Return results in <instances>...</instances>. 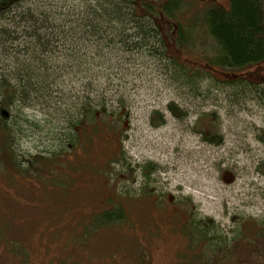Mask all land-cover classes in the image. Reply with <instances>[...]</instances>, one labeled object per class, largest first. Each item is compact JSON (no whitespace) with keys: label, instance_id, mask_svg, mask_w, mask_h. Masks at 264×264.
I'll use <instances>...</instances> for the list:
<instances>
[{"label":"rangeland","instance_id":"1","mask_svg":"<svg viewBox=\"0 0 264 264\" xmlns=\"http://www.w3.org/2000/svg\"><path fill=\"white\" fill-rule=\"evenodd\" d=\"M185 7L180 16L185 26L202 23L198 19L202 10ZM97 9V0H28L16 9L15 17L13 12L0 16L1 29L14 31L1 40L12 42L16 51L0 54V71L25 67L29 78L24 101L11 120L15 128L11 152L18 166L24 168L25 160L37 152L65 154L75 136L76 108L87 103L112 119L119 117L125 155L124 164L110 165L118 179L109 183L103 162L114 160L119 142L99 128L94 136L89 125L90 134H79L75 142L78 155L60 158L75 168L70 167L73 175L63 176L65 191L40 178L9 176L11 168L9 172L1 168L0 264H191L177 260L185 246L181 232L185 219L210 221L227 239L242 220L248 221L244 233L253 234L254 223L264 222V142L258 137L264 131V101L249 94L257 88L240 91L238 84H219L214 89L204 79L193 85L157 53L155 39L145 36L152 30L148 20L140 19L138 42L126 38L134 32L128 20L96 21ZM25 11L37 22L35 31L44 46L30 45L24 36L30 29L16 17ZM160 18L164 31L169 24ZM200 36L203 44L182 53L186 61L201 64L199 52L209 53L204 48L210 41L205 34ZM25 49L36 52L28 55ZM37 72L40 80L30 79ZM233 73L264 76V64L233 71L216 68L213 74L224 79ZM169 103L184 110L186 118L170 115ZM155 112L163 116L160 126L151 123ZM204 112L218 117L220 145L205 143L198 133L196 120ZM81 154L87 160L83 170L77 169ZM137 166L155 171L146 179ZM61 175L62 171L55 172L56 182ZM148 192L154 194L150 197ZM110 198L125 208V221L86 235L92 231L90 215L111 208ZM186 198L192 205H183ZM243 242H228L223 251H204L210 260L198 264H264V242Z\"/></svg>","mask_w":264,"mask_h":264},{"label":"trees","instance_id":"2","mask_svg":"<svg viewBox=\"0 0 264 264\" xmlns=\"http://www.w3.org/2000/svg\"><path fill=\"white\" fill-rule=\"evenodd\" d=\"M27 1L0 0V16L13 12L15 17L16 9ZM120 1L129 4L131 8L128 9L126 6H123ZM97 5H99V9H97L98 13L93 12L96 21L102 19L103 23L106 24H121V22L128 20L132 24L134 32L131 36H126L127 39L132 38L139 42L141 35L140 19L148 20L152 30L147 31L145 36L155 39L158 47H154V49L157 53L167 58L178 74H181L185 80H190L193 85L197 84L198 79H204L209 80L210 85L214 89H217L219 84H238L239 86H235L236 88L239 87L238 90L240 91L242 90L241 88L253 86L257 89H254L253 92L249 90L251 97L256 98L260 102L264 101V76L256 73L236 76L233 73L223 79L213 74L216 68L233 71L251 65L261 66L264 64V3L262 0H232L228 9L218 6L208 7L202 11L201 17L198 18L202 23H197L196 26L195 24L193 26L187 25L189 22L185 26L180 19L181 13L186 8L185 5H187L183 4L181 0H117V3L113 2V0H97ZM102 5L110 6V9ZM141 7L143 12L140 11ZM21 13L16 18H18V22H22V27L30 29L24 35L31 40L30 45L35 42L34 46L36 47L44 46L40 42V36L35 31L37 28L35 29L34 26L37 22L34 21L33 17L29 16L27 11ZM160 16L165 18V21L169 24L164 31L161 30L162 28L158 24L161 20ZM192 33H194L193 37L191 36ZM202 33L205 34L211 43L208 49L204 48V51L210 54H201L199 52L198 60L203 62L201 64L199 62L186 61L182 57V53L191 50L199 42L203 44L204 40L200 36ZM6 35L10 38L14 35V31H6L5 29H1L0 26V54H4L5 56H10V54L16 55L15 48L14 50L12 49L13 43L1 40ZM27 49L24 50V53H28V55L36 52L34 49L28 52L29 50ZM174 53L175 56L177 55L176 57L172 56ZM25 70L26 68L23 67L22 69H17L15 72L12 67L6 66L5 69L0 71V78L2 76L5 77L4 80L0 79L3 81L0 85V169L5 168L4 171L9 172L8 168L10 167L11 169H9L12 171L9 172V176L10 173H15L19 176H25V178H40V180H46L53 186H60L59 189L65 191L67 187L63 186L68 184L64 177L70 176V174L73 175L75 168L74 166L68 167L70 163L67 161L61 162L60 158H64L70 154L71 156L78 155L77 150L75 151L77 147L75 146V142L78 140L79 134L88 136L90 134L88 127L92 125L91 132L94 136L98 135L99 128L103 133H111L110 138L117 139L116 141L119 142L118 151L114 154V160L103 162L102 169L110 173L109 176L107 174L105 180L109 183H114V180L118 179V177L116 178L113 167L111 168L110 165L113 162H123V164L125 162L122 139H120L122 135L120 131L122 132L123 129L120 126L119 117L112 119L106 112H103V109H93L90 103L83 104L78 109L76 108L77 114L75 115L74 123H72L75 136L73 140L68 141L65 150H63L65 154L57 152L45 155L37 152L35 156L25 160L26 166L24 168L18 166L13 151L11 152L15 138L14 122L11 120L13 111H15L21 101H24V99L22 100V96L26 93V82L29 79L28 73ZM3 71L6 72V75ZM40 75L37 72L30 79L39 78L40 80ZM32 92L34 95H38L37 90L33 89ZM166 109L176 119H184L187 116V113L175 103H169ZM212 119L214 120L213 122ZM163 121L162 115L156 112L153 113L151 123L155 126H160ZM217 123L218 117L215 112H204L196 120V128L198 127V133L205 143L211 145H220L222 143V136L218 131ZM76 131L79 132L76 133ZM258 137L264 142V131H261ZM2 154L4 156H1ZM77 160L79 161L77 164L79 168L77 169L83 170L87 161L86 157L81 154ZM136 169L142 171L146 179H149L151 172L155 171V168L148 169L147 166H137ZM56 171H62L58 182L55 181L56 177L54 176ZM46 173L50 175L47 177ZM146 183L148 185V182ZM147 185L143 190L147 188ZM114 187L116 188V185ZM115 193L117 195V192ZM153 194V192L147 193L150 197ZM121 196V194H118L116 197ZM109 201L114 203L111 208L90 215L92 231L86 235H91L98 229L107 226L119 225L125 221L127 217L125 208L120 203L114 202L111 198ZM185 204L187 206L192 205L188 198L184 200L183 205ZM194 212L196 213V210L193 206L192 213ZM183 223L181 232L185 238V246L183 251L179 252L178 261L188 262L189 260L191 264L204 263L206 260H210L207 253L202 255L204 251L208 250L210 253L223 251L225 250L223 247L228 242L247 241L249 244H253L257 239L264 242V222H257L260 226L254 223L257 229H255L253 234L247 235L243 229L248 221L242 220L237 225L231 239L222 236L221 230L210 221H198L195 219L186 221L185 219ZM248 247L251 246L249 245Z\"/></svg>","mask_w":264,"mask_h":264},{"label":"flooded vegetation","instance_id":"3","mask_svg":"<svg viewBox=\"0 0 264 264\" xmlns=\"http://www.w3.org/2000/svg\"><path fill=\"white\" fill-rule=\"evenodd\" d=\"M188 9L197 7L200 10H205L211 6H218L224 9H228L232 0H225V4H220V0H186ZM193 2H197L199 5L195 6Z\"/></svg>","mask_w":264,"mask_h":264}]
</instances>
